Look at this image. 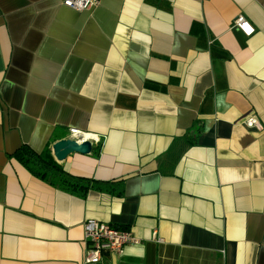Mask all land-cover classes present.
Here are the masks:
<instances>
[{
    "label": "crops",
    "instance_id": "crops-1",
    "mask_svg": "<svg viewBox=\"0 0 264 264\" xmlns=\"http://www.w3.org/2000/svg\"><path fill=\"white\" fill-rule=\"evenodd\" d=\"M62 2L0 0V264H84L87 220L139 241L97 264H264V0ZM71 129L85 192L12 157Z\"/></svg>",
    "mask_w": 264,
    "mask_h": 264
},
{
    "label": "built area",
    "instance_id": "built-area-1",
    "mask_svg": "<svg viewBox=\"0 0 264 264\" xmlns=\"http://www.w3.org/2000/svg\"><path fill=\"white\" fill-rule=\"evenodd\" d=\"M100 0H63L64 7L76 12L89 11L97 7ZM233 28L240 31L245 37L254 33L252 25L243 17L239 16L233 23ZM245 127L262 131L259 121L255 117H249L244 122ZM68 138L75 140L78 144L91 141L95 145L101 143L97 136L69 130ZM83 243L85 247L84 264H97L102 260L104 254L120 257L129 246L139 244L138 239L128 229L114 225L103 224L94 220L83 223Z\"/></svg>",
    "mask_w": 264,
    "mask_h": 264
},
{
    "label": "trees",
    "instance_id": "trees-1",
    "mask_svg": "<svg viewBox=\"0 0 264 264\" xmlns=\"http://www.w3.org/2000/svg\"><path fill=\"white\" fill-rule=\"evenodd\" d=\"M12 157L24 165L35 177L48 180L51 184H57L66 189L79 186L84 188V192L96 186L90 181L72 177L64 172L60 164L51 157L49 150L36 154L28 147H21Z\"/></svg>",
    "mask_w": 264,
    "mask_h": 264
},
{
    "label": "water",
    "instance_id": "water-1",
    "mask_svg": "<svg viewBox=\"0 0 264 264\" xmlns=\"http://www.w3.org/2000/svg\"><path fill=\"white\" fill-rule=\"evenodd\" d=\"M92 151L93 144L91 141H84L83 143L78 144L75 140L69 138L60 140L51 146L53 159L59 164H61L69 155H90Z\"/></svg>",
    "mask_w": 264,
    "mask_h": 264
}]
</instances>
